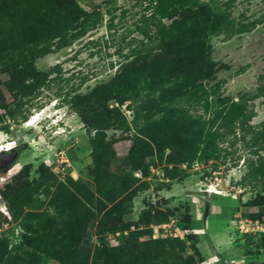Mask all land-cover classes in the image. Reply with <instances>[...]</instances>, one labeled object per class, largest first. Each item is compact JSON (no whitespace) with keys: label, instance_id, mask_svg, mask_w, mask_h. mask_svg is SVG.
Returning a JSON list of instances; mask_svg holds the SVG:
<instances>
[{"label":"rangeland","instance_id":"374dc122","mask_svg":"<svg viewBox=\"0 0 264 264\" xmlns=\"http://www.w3.org/2000/svg\"><path fill=\"white\" fill-rule=\"evenodd\" d=\"M223 1L209 0V4L220 11ZM77 2L90 12V22L85 29L74 30L65 46L33 60L29 67L36 71L56 68L42 86L22 92V65L13 75L0 73V140L21 145L18 158L7 170H0V207L8 214L3 213L7 222L0 217V264H60L47 253L51 241L39 244V253L31 252L27 244L21 252L15 246L19 239L11 242L9 230L17 234L30 228L27 238L36 236L31 230H38L41 220L35 212L58 215L45 192L67 176L88 182L95 197L85 126L104 106L92 94L114 77L125 55L147 43L143 32H153L150 17L155 0ZM230 11L229 28L209 37L211 58L217 65L206 84L220 95H243L248 110L255 113L242 127L218 139V158L195 160L189 166L183 163L184 171L170 178L164 160L153 152L134 170L128 151L136 130L120 122L105 130L108 172L122 177L114 187H103L100 195L106 201L109 192L116 194L114 203H107L116 214L112 222L128 223L134 229L142 226V220L166 218V223L145 228L151 229L152 237L179 236L185 241L181 256L191 255L193 262L178 264H264V177L254 169L264 155V0H233ZM125 105L120 111L130 121L133 112ZM39 113L37 125L26 127L25 121ZM128 177L122 193L120 183ZM99 220L96 217L88 224L75 249L82 253L90 248L91 255L101 240L108 246L121 244L127 231L113 234L106 221ZM18 254L22 259H15ZM166 259L176 264L169 256Z\"/></svg>","mask_w":264,"mask_h":264},{"label":"trees","instance_id":"16d2710c","mask_svg":"<svg viewBox=\"0 0 264 264\" xmlns=\"http://www.w3.org/2000/svg\"><path fill=\"white\" fill-rule=\"evenodd\" d=\"M223 5L222 10L214 11L209 0H155L150 17L153 32H143L147 43L125 55L114 77L92 94L104 106L85 126L95 173V197L88 182L71 176L57 181L54 189L45 194L58 215L35 212L41 225L38 230H31L36 236L30 239V228L17 234L11 228V242L19 239L14 243L17 250L23 252L27 244L31 252L39 253V244L49 240L52 246L47 253L60 264H81L80 260L86 264H97L98 260L102 264H171L167 263V256L176 264L193 262L191 255L181 256L185 241L179 236L152 237L151 229L145 228L166 223V218L142 220V226L134 229L128 223L112 222L116 214H112L107 203H114L116 194L109 192L106 201L100 195L103 187H114L122 177L108 172L109 142L105 130L116 122L136 130V139L128 151L134 170L153 152L164 160L163 169L170 178L184 171L180 167L183 163L189 166L195 160L219 157L218 139L235 127H242L255 113L248 110L243 95H220L206 84L217 65L211 58L209 37L221 34L232 22L233 0H224ZM90 18V12L77 0H0V73L13 75L22 65V92L42 86L56 68L36 71L29 67L33 60L65 46L72 32L85 29ZM111 100L116 104H110ZM123 104L133 112L130 121L120 111ZM17 147L20 151L21 145ZM254 169L264 177V155L258 157ZM129 179L120 183V192L127 189ZM8 208L14 217L12 207ZM0 217L8 221L2 211ZM96 217L106 221L113 234L127 232L121 244L108 246L101 240L94 245L91 255L90 248L81 253L73 245L78 246L88 224ZM18 255L15 259H22Z\"/></svg>","mask_w":264,"mask_h":264},{"label":"water","instance_id":"95a60500","mask_svg":"<svg viewBox=\"0 0 264 264\" xmlns=\"http://www.w3.org/2000/svg\"><path fill=\"white\" fill-rule=\"evenodd\" d=\"M19 156L17 145L12 146L7 150L0 151V170H7L9 164L15 161ZM207 211V209H206ZM206 211L204 214H206Z\"/></svg>","mask_w":264,"mask_h":264},{"label":"bare ground","instance_id":"6f19581e","mask_svg":"<svg viewBox=\"0 0 264 264\" xmlns=\"http://www.w3.org/2000/svg\"><path fill=\"white\" fill-rule=\"evenodd\" d=\"M39 115H41V113H39L38 115L35 114L30 121L26 122L25 123V126L26 127H31V126H36L37 124H35V122H37V120L40 119ZM12 146H14V142H8L7 144L3 143L1 140H0V151L1 150H7L9 148H11Z\"/></svg>","mask_w":264,"mask_h":264},{"label":"built area","instance_id":"2783aa9c","mask_svg":"<svg viewBox=\"0 0 264 264\" xmlns=\"http://www.w3.org/2000/svg\"><path fill=\"white\" fill-rule=\"evenodd\" d=\"M208 191H209V190H208ZM0 210H1L3 213H5L6 215H8V214H7V211H6L5 209H3V208L0 207ZM254 223L257 224L258 222H254ZM261 230H264V229L261 228ZM115 234H116V233H115Z\"/></svg>","mask_w":264,"mask_h":264},{"label":"clouds","instance_id":"9594fccd","mask_svg":"<svg viewBox=\"0 0 264 264\" xmlns=\"http://www.w3.org/2000/svg\"><path fill=\"white\" fill-rule=\"evenodd\" d=\"M34 115H35V114H33L32 116H30V118H29L27 121H25V123L28 122V121H30L31 118H32Z\"/></svg>","mask_w":264,"mask_h":264},{"label":"flooded vegetation","instance_id":"af4514ba","mask_svg":"<svg viewBox=\"0 0 264 264\" xmlns=\"http://www.w3.org/2000/svg\"><path fill=\"white\" fill-rule=\"evenodd\" d=\"M17 149H18V147H17Z\"/></svg>","mask_w":264,"mask_h":264}]
</instances>
